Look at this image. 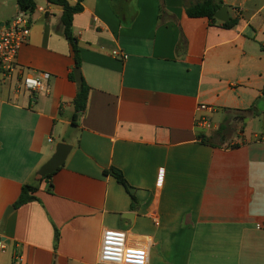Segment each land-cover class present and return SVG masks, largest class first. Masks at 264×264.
Returning <instances> with one entry per match:
<instances>
[{
	"label": "crops",
	"instance_id": "obj_1",
	"mask_svg": "<svg viewBox=\"0 0 264 264\" xmlns=\"http://www.w3.org/2000/svg\"><path fill=\"white\" fill-rule=\"evenodd\" d=\"M34 1L18 63L51 79L47 94L0 95V264L17 251L20 264H103L109 229L148 243V264H264V113H243L263 99L264 0H223L232 28L189 18L203 0H85L73 34L90 90L76 124L63 9ZM204 115L212 129L197 127ZM61 142L65 165L41 181ZM25 184L36 200L15 209Z\"/></svg>",
	"mask_w": 264,
	"mask_h": 264
},
{
	"label": "built area",
	"instance_id": "obj_2",
	"mask_svg": "<svg viewBox=\"0 0 264 264\" xmlns=\"http://www.w3.org/2000/svg\"><path fill=\"white\" fill-rule=\"evenodd\" d=\"M31 14L19 9L10 23L0 26V95L5 88L12 89L15 93L47 94L49 91L50 73L25 72L18 63L20 48L30 36ZM197 110L213 112L214 107L201 104ZM196 124L197 127L206 130L213 128L207 115L197 118ZM49 142H52V139H49ZM6 246L5 240L0 238V252H4ZM148 256V243L143 246L134 245L130 243L129 235L122 230L104 231L99 254L101 263L148 264ZM21 261V251H17L14 255V264H20Z\"/></svg>",
	"mask_w": 264,
	"mask_h": 264
},
{
	"label": "trees",
	"instance_id": "obj_3",
	"mask_svg": "<svg viewBox=\"0 0 264 264\" xmlns=\"http://www.w3.org/2000/svg\"><path fill=\"white\" fill-rule=\"evenodd\" d=\"M50 3L59 5L63 9V13L61 16V25L63 29V35L68 40V42L72 45L74 53H75V68L80 67V50L77 44L76 37L73 34V19L74 16L83 11V2L85 0H78L75 5H71L68 0H48ZM17 5L20 10L28 11L33 13L36 8V4L34 0H16ZM224 6L223 0H203L202 2H198L192 4L186 8V14L189 18H208L212 23H215L217 20L215 19V14ZM238 21L236 19L230 20L228 22H224L222 25L225 28H232L237 25ZM70 80L75 82L74 72H71L69 76ZM89 86L82 82L80 87H78L77 95L74 99L73 106L75 113L73 115V123H77L80 114L85 110L88 97H89ZM263 98H264V87L262 90ZM243 113L245 116H258L264 113V104L262 106H257L254 104L249 109L244 110ZM222 128L219 129L218 133H221ZM202 141H207L204 136H200ZM106 174L112 175L117 182L122 185L126 191L131 195L134 200L133 195L130 192V185L126 181L122 171L111 168L108 171H105ZM47 175L46 177L41 178V181L50 180L53 175ZM52 187V185H51ZM50 187V188H51ZM38 191V186L25 184L22 186L21 194L18 200L15 202L13 207L15 209L20 208L21 206L36 200L35 193ZM59 242V233L56 232L55 245Z\"/></svg>",
	"mask_w": 264,
	"mask_h": 264
},
{
	"label": "water",
	"instance_id": "obj_4",
	"mask_svg": "<svg viewBox=\"0 0 264 264\" xmlns=\"http://www.w3.org/2000/svg\"><path fill=\"white\" fill-rule=\"evenodd\" d=\"M215 19L221 21V22H228L231 20L229 17L228 11L226 7H222L219 11L216 12L215 14ZM74 72V78L77 87H80V85L83 82V76L81 73L80 67H76L73 69ZM257 106H260L261 104H264V98L260 101H258ZM248 119V118H247ZM246 119V120H247ZM72 151V146L65 143L61 142L56 146L55 153L53 156L40 168L38 171V176L40 178L46 177L47 175H51L53 173H56L61 167L65 165V162ZM14 208H9L6 216L9 215L10 212L13 211ZM130 215L132 214H126L124 217L125 218H130Z\"/></svg>",
	"mask_w": 264,
	"mask_h": 264
},
{
	"label": "rangeland",
	"instance_id": "obj_5",
	"mask_svg": "<svg viewBox=\"0 0 264 264\" xmlns=\"http://www.w3.org/2000/svg\"><path fill=\"white\" fill-rule=\"evenodd\" d=\"M16 0H0V25L5 22L7 19L11 18L13 15H16ZM13 16V17H14ZM5 19V20H4ZM256 133L260 132V127H255L253 129Z\"/></svg>",
	"mask_w": 264,
	"mask_h": 264
}]
</instances>
